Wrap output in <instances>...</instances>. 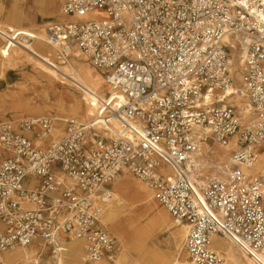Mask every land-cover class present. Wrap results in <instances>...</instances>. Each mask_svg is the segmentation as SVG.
I'll use <instances>...</instances> for the list:
<instances>
[{"label": "built area", "instance_id": "1", "mask_svg": "<svg viewBox=\"0 0 264 264\" xmlns=\"http://www.w3.org/2000/svg\"><path fill=\"white\" fill-rule=\"evenodd\" d=\"M61 13L44 29L54 63L84 58L119 101L122 128L107 138L71 118L52 138L53 117L0 123V263L36 244L58 264L72 239L85 263L108 258L117 241L102 218L123 174L187 225L191 264L223 263L213 235L263 256L264 175L244 170L264 155V0H64ZM233 51L248 115L227 94ZM209 140L235 143L229 162L196 155Z\"/></svg>", "mask_w": 264, "mask_h": 264}, {"label": "bare ground", "instance_id": "2", "mask_svg": "<svg viewBox=\"0 0 264 264\" xmlns=\"http://www.w3.org/2000/svg\"><path fill=\"white\" fill-rule=\"evenodd\" d=\"M62 0H46L44 1L43 9L46 15H51L56 12L58 6ZM62 6V4H61ZM12 10L10 20L7 22H0V33L5 43L0 46V80L4 79L7 70H13L18 63H27L34 70V77L32 78L31 87H23L19 89L16 94L11 96L6 95V99L13 101L11 106L14 114H46L50 111H43L37 107L36 102H33L30 97L33 92H36L35 87H40L42 92L43 101H48L50 97V89L65 87L72 90L80 91V100L74 101L69 107H64L61 101L56 106H53L55 113L60 116H72L75 119L81 121L82 118H86L87 121H92L95 124V128L99 130L104 137L111 138L114 131H119L122 128L121 121L115 116V111L119 107V101L115 97L114 93L107 86V90L101 85L102 83L97 79L96 74L104 81L103 77L96 71L93 72V68L88 66L87 63L82 64L81 61L86 62L84 58L72 59L66 64L57 65L53 59V49L47 42L45 31L39 33L31 32L27 28L21 26V22L24 20V13L21 9ZM60 17L57 20L63 18L61 13V7L59 10ZM230 77L232 79L231 85L227 88V94L235 93L233 100L235 101L238 109L244 115L250 113L249 102L246 97V73L241 63L237 51H233L232 58L230 59ZM101 83V84H100ZM105 83V81H104ZM106 84V83H105ZM107 85V84H106ZM55 94V93H53ZM6 100H3L5 102ZM44 105V104H43ZM46 105V103H45ZM52 106V105H47ZM2 113V111H0ZM5 116V114H0ZM29 118V117H28ZM33 118V117H30ZM27 119V118H22ZM55 131L52 134V138L62 134L63 125L61 121L66 120L65 117L58 119ZM194 131L199 134L206 133V130H201L199 127H195ZM40 142L44 144L48 141ZM200 150L196 154L197 156L213 154L221 162H229L228 151L236 149L235 143H230L228 146L222 147L215 144L211 148L208 142H202L200 144ZM202 160V159H200ZM248 176H255L258 173L264 175V155H260L256 163L244 170ZM118 178V177H117ZM112 182V185L117 180ZM116 188L120 192L126 191L130 186V182L127 180H120L115 183ZM141 192H145V203L148 208L155 205L152 193L146 189L145 186H140ZM140 195V194H138ZM115 199L118 201L115 204H111L106 209L104 216V223L110 224L116 231L119 221L124 217L126 220H133L134 215L128 216L124 211L117 207L121 205L120 200L117 199V195L114 193ZM118 203V204H117ZM117 204V205H116ZM116 205V206H115ZM161 224L159 225V231L163 229H170L172 223L166 224L168 219L166 214H160ZM176 230L170 233V242L173 247L174 253L168 258L159 256L154 259V264H191L187 263L182 255L184 249V241L187 234V225L184 223L176 224ZM148 233L145 234V237ZM227 239L220 236L213 235L210 238L211 248L220 254L223 263L222 264H264V255L259 256V259H251L246 261L239 252L236 250L233 243L226 241ZM78 241V240H76ZM75 240L64 243V253L61 256H57L58 264H84V258L82 254L78 252V243ZM82 245V243H81ZM35 246L26 245L17 250H14L11 254L4 253L2 264H42V254H39L35 249ZM112 264H124L128 260L126 254H121L119 258L114 260L112 257H108ZM105 258L94 264H105ZM135 264H140L136 262Z\"/></svg>", "mask_w": 264, "mask_h": 264}, {"label": "rangeland", "instance_id": "3", "mask_svg": "<svg viewBox=\"0 0 264 264\" xmlns=\"http://www.w3.org/2000/svg\"><path fill=\"white\" fill-rule=\"evenodd\" d=\"M44 1L46 0H0V22L9 21L12 10L14 9V7H16L15 9L19 8L24 13V20L21 22V26L27 28L31 32L39 33L43 31L50 22L56 21L60 17L59 10L64 0L60 2L56 12L51 15H46L43 9ZM4 43L5 41L0 36V46H2ZM80 63L85 64L87 62L81 61ZM55 64L60 65L62 63ZM88 66L90 65L88 64ZM93 72H96L95 69L93 70ZM33 77L34 70L27 63H18L13 70L6 71L4 79L0 80V111L5 114V116H0V123L11 122L13 120L28 117H53L55 119H62L63 117H65V119H75L72 116L58 117L55 113V110L53 109V106H56V104L61 101V98L64 107H69L72 103H74V101L80 100V91L75 89L72 90L68 88V86L50 89V97L48 98V101H43L44 99L41 95V88L35 87L36 92H33L30 97L32 98L33 102H36L38 108L43 111H50L49 113L33 115L14 114L11 109V106H13V101H10V99H6L5 96H11L12 94L14 95L19 91V89L23 87H31L33 85ZM96 78L102 83L100 84L104 87V89L107 90V85L104 83V81H102V79H100L97 74L95 80H97ZM3 100L6 101L3 102ZM48 104L52 106H47ZM81 121H87V119L82 118ZM208 143L212 148L213 141L209 140ZM213 148L216 149V147ZM230 154L231 153H228L229 157ZM208 156H210V154H208ZM120 180H127L131 184V186L124 192L118 191L115 186V183ZM141 185L146 187V185L142 181L128 174L120 175L112 185V190L115 195H117V199L120 200L119 203H121V205L117 203V207L119 206V208H121L127 216L129 214L134 215L135 218H133V220H126V218L123 217L119 221L117 230L112 231V229L114 228L110 224L104 223V216L102 218V224L117 241L118 250L110 253L109 257H112L114 260H116L121 256L122 253L126 254L128 260H126L124 264H135L136 262L140 264H154V259L158 258L159 256L168 258L171 254L174 253L173 247L170 242V233L176 230V224L174 223L168 212L155 200V205L153 207H147L144 200L146 194H144L145 192L143 191L141 192ZM146 189L148 190L147 187ZM115 202L112 204H115ZM160 214L167 215L168 219L166 220V224H173L170 229L165 228L162 231H159V225L161 224ZM147 233L148 236L145 237V234ZM70 241L65 240V243ZM76 242L78 243V241ZM32 246H35L34 249L39 254H42L41 257L44 260L42 264H49L51 262L50 252L47 251V249H43L41 246H38L36 244ZM17 249L19 248L10 250L7 253L11 254L14 250ZM236 250L244 259H246V261H251L237 248ZM78 252L83 256L81 243H78ZM182 255H184V259L186 260V262L190 263L186 251L183 250ZM2 258L4 259V257ZM105 261V264L113 263V261H110L108 258H105ZM84 264L87 263L84 262Z\"/></svg>", "mask_w": 264, "mask_h": 264}]
</instances>
